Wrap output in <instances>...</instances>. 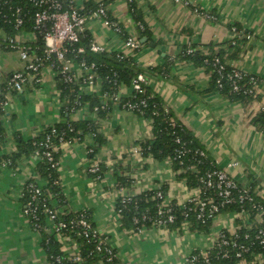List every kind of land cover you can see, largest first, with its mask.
Wrapping results in <instances>:
<instances>
[{"label":"crops","instance_id":"obj_1","mask_svg":"<svg viewBox=\"0 0 264 264\" xmlns=\"http://www.w3.org/2000/svg\"><path fill=\"white\" fill-rule=\"evenodd\" d=\"M104 1L75 0V5L81 11L87 2ZM183 1L189 5L174 0H135L131 9L127 3L115 0L105 7L127 35L139 40L140 30L133 13L142 17L140 22L147 35L140 41L147 44L133 55L139 62L136 70L143 71L150 90L174 112L218 167L264 198V132L252 121L264 109V0ZM195 7L215 16L217 21L196 14ZM236 25L252 34L244 42L239 40L231 45L232 27ZM85 35L108 53L130 54L124 38L105 26L103 19L89 21ZM23 39L29 46L37 41L30 32H25ZM190 47L202 55L220 50L226 56L238 52L236 59H228L227 63L257 77L259 94L255 99L233 100L212 88L211 72L183 58L182 51ZM24 67L18 52H0V92L5 90L12 73ZM73 69L78 79L84 73L77 64ZM39 80L38 84L29 82L20 93L7 94L10 106L2 120L5 134L0 144V264H52L43 246L45 236L57 243L66 256H74L81 248L68 236L59 240L52 223L45 218L43 231H36L23 214L26 184L35 180L43 188L47 185L38 174L36 157L22 156L12 166L3 165L18 153L19 141H31L46 128L64 120L65 102L55 71L44 68ZM130 90V87L122 88L121 95L129 96ZM94 92L97 91L88 87L80 90L83 95ZM70 119L96 122L105 142L95 158L87 154V146L94 143L89 135L81 142L61 145L59 176L65 202L60 204L54 198L51 206L57 210L67 207L71 212L86 211L93 225L115 249L119 264H188L187 259L194 252L214 245L219 232L229 233L249 225L246 217L223 212L207 229L190 224L170 230L148 227L142 233H134L124 227L117 213L121 196L119 179L133 181L126 188V193L133 195L166 187V193L175 203L185 199L186 184L177 179L170 158L158 160L151 155L133 154L134 147L153 139L150 121L138 114L115 106L103 118L86 103ZM94 159L105 169L101 180L88 172ZM233 163L235 167L230 166ZM256 220L260 219L256 217ZM251 264H264V258L256 256Z\"/></svg>","mask_w":264,"mask_h":264},{"label":"built area","instance_id":"obj_2","mask_svg":"<svg viewBox=\"0 0 264 264\" xmlns=\"http://www.w3.org/2000/svg\"><path fill=\"white\" fill-rule=\"evenodd\" d=\"M132 5L135 0H119ZM176 3H183L189 5L188 2L183 0H174ZM23 2L25 6L17 4ZM17 4V5H15ZM28 9L30 15L24 14L23 11ZM26 11V10H25ZM194 12L204 17L205 19L217 21V18L208 12L202 11L200 8L195 7ZM24 15V17L21 16ZM103 19L104 25L111 28L115 33L124 37L125 46L130 54L118 53L120 59L134 58V54L139 49V41L131 35H126L119 22L112 19L105 6H100L95 10L89 11L87 14H82L80 9L75 5V0H0V19L7 25H12L16 29H19L29 23L31 25V32L35 39L36 35H39L44 43V50L38 51L32 49L31 46L27 45L23 39V35L11 37L10 35L2 36L1 44L5 45V48L9 51H16L19 53L21 60L25 63V67L22 71L12 73L7 81L6 89L10 92H22L27 84L31 81L39 83V76L42 70L46 67L52 68L58 79L63 83H81L82 88H90L92 90L99 91L101 88V80L96 75V65L94 63L88 64L81 62L80 64L74 63L68 58L70 52L69 47L75 46L80 43L81 37L86 32L87 23L94 19ZM139 27L144 30V26L138 23ZM235 31V29H233ZM1 37V35H0ZM90 51L93 53H104L107 50L99 45L96 41L92 40L90 44ZM193 50L190 48L188 53H192ZM78 54H84L85 48L79 46L77 48ZM134 63L139 65V62L134 58ZM78 65L83 70V75L78 79L74 74V65ZM228 63H222L220 59H216L214 67L216 69L218 79L217 83L222 88V81L227 77L231 83V89L233 92H242L245 95L257 96L259 94V80L257 77L245 74L243 71L232 66V71L225 75L226 67ZM148 85V80L144 73H139L137 77L132 81L131 94L129 97H135L144 92L143 86ZM105 99L108 97L105 96ZM110 99L113 101V106H120L122 99L121 92L114 93ZM81 107V103L77 104ZM145 102L142 101L140 104L125 103L123 110L132 113L143 112ZM10 106V100L8 96L0 101V107L5 111ZM108 110V106H104L103 109ZM98 110L95 108V111ZM72 113L76 114L75 108ZM93 139V136H91ZM62 141V140H61ZM180 143V139H177ZM69 144V143H65ZM43 149L42 156L53 168H60V161L56 160L53 152L54 148L49 144V138L41 144ZM94 152L93 144L87 146V154L89 156ZM184 151H179L182 156ZM133 154L138 157H144L143 150L140 147H134ZM39 156V152L36 153ZM204 157L205 153L201 152ZM10 162H5L3 165L6 166ZM235 167L236 163L230 165ZM90 175L95 176L96 180H100L102 177V163L97 159H94L91 166L88 168ZM58 183V182H57ZM200 184L196 188L186 187V196L183 202L173 204V200L170 199L169 194L164 193L158 188L153 196L154 200H159L160 203L157 205L155 215H148L143 213L140 217H135L134 224L140 225L134 231L136 233H142L146 228L147 224H150L152 229H168L170 225L174 224L177 217L175 215L174 205L179 207L181 210H185L184 218L189 217V212L195 211L196 218L202 223L213 222L216 217L221 214V209L226 206H239V212H236L238 217L249 218L248 210L245 208V202L256 207L254 198L251 195L250 187L242 185L237 182L233 177L230 176L227 170L218 168L206 173L200 179ZM43 187H41L35 180L29 181L24 187V192L29 196V201L24 205L23 214L26 219L31 223L32 227L36 231L42 229V217L45 216L49 222L52 223V229L59 240L62 241L67 238L65 231L75 233L77 236H83L92 240H97V252L103 254L106 257L108 263L118 258L115 249L108 242L107 237L94 227L89 219L86 218V211H81L77 219L65 221L60 219L59 215L64 213L65 208H59L58 210L50 205L51 196H43ZM121 196L118 200L121 208H118L117 213L121 215L123 210H126L129 205L134 206L137 210V203L135 200L136 195L126 193V188H119ZM151 191V190H150ZM41 214V215H40ZM261 221L263 217H257ZM188 220L182 223V227L189 226ZM242 226L236 228L232 232H219L216 237L214 245L207 250H201L194 252L188 259V264H199L202 260L204 264H210V252L213 248H222L230 245L227 234L233 241V247H238L237 239L239 238V231ZM71 238V236H68ZM245 239H249V234H246ZM256 240L259 244L264 247V226L258 229L256 233ZM76 241L73 237L71 238ZM247 252L248 248L244 246L239 247L236 257H241V252ZM67 260L72 263L81 264L83 259L80 252H77L74 256H66ZM222 257H228L227 253H224ZM57 262L61 261V258L56 259Z\"/></svg>","mask_w":264,"mask_h":264},{"label":"trees","instance_id":"obj_3","mask_svg":"<svg viewBox=\"0 0 264 264\" xmlns=\"http://www.w3.org/2000/svg\"><path fill=\"white\" fill-rule=\"evenodd\" d=\"M114 1L115 0H106L99 4L87 2L86 7L80 12L82 14H87L89 11L95 10L100 6H107L108 4ZM17 4L25 6L23 2H19ZM134 6V3L130 5L131 9H133ZM28 9L24 8L23 11L24 14H27V17L30 15L29 12L33 11V9H31L30 11H28ZM21 16L24 17L23 14H21ZM133 20L135 21L138 29L140 30L139 38L141 40L145 35H147L145 34V31H142V29L138 25V23L143 19L138 14L135 15V13H133ZM232 28L235 29V31L232 30L234 34V39H232V41L230 42L231 45L237 44L239 40L241 42H244L245 40H247V38L251 37L252 33L249 31H244L240 25H236ZM25 32H31V25L29 23L19 29H16L12 25L5 24L0 19V43L2 42V36L10 35L11 37L16 38L17 36L23 35ZM85 33L81 37V41L79 44L69 47L70 52L68 53V58L77 64H80L83 61L88 64L94 63L96 65V75L101 80L100 90L94 92L93 94L83 95L80 93L81 83L66 84L59 79V83L62 87V98L65 102L64 111L62 114L64 120L52 127L46 128L42 133L33 138L31 141H19L18 153L6 161L10 162V166H12L19 157H36V159L39 161L38 174L39 176L45 178V180L47 181L46 187L43 188V196H51V200L48 199V201L50 202L54 198L58 199L60 204H63L65 202V198L60 186L61 180L59 176V168L57 169L51 167V164H49L43 157H41L43 152L41 144L49 138V144L52 148L55 149L53 155L56 160L60 161L59 148L61 147V145H64L65 143H73L74 141L81 142L86 136H93L94 152L92 153L91 158H95L99 148H101V146L104 144L105 139L101 135L96 122L90 120L73 121L72 119H70V116L74 115L71 110L75 108L76 111H78L86 103H90L92 110L95 111V108L98 109L95 111L97 116L103 118L107 117L108 114L111 112L112 108L114 107L113 101L110 99L111 95H113L114 93L121 92V89L124 87H130L131 89L132 81L137 77L139 73L143 72L142 70H136V64L134 63V58L132 57L120 59L118 52H91L90 44L92 39L89 36L85 35ZM36 40L37 41L34 44L30 45L31 48L38 51H43L44 43L42 38L39 35H36ZM137 40L140 43L139 49L147 44L141 43L139 39ZM79 46L85 48L84 54L77 53V48ZM190 48H186L182 51L183 58L185 60L193 62L196 65L204 66L207 68L208 71L211 72L212 88L216 89L224 96L232 98L233 100H245L250 98H256V96L245 95L242 92H233L231 89V83L227 79V77H225V79L222 81V88H220L217 83L218 75L214 67L215 60L220 59L222 63H227L228 59H236V56L239 55L238 52L232 54L231 56H226L225 52L223 50H220L210 55H202L199 51L193 48H191L193 52L188 53V50ZM6 50L8 49L5 48V45L1 44L0 52ZM231 71L232 65L229 64L226 67L225 75H227ZM6 87L7 83L5 84V90H2L0 92V101L5 99V96H7V94L10 92L6 89ZM143 89L144 92L135 97L122 96L119 106L122 109L125 103L140 104L142 101L145 102L143 112H135L139 116L145 118L147 121H150V124L152 126L153 139L139 144V147L143 150V155H151L158 160L170 158L173 162V169L177 174V179L179 181H183L186 186L191 189L198 187L199 185H201V177L205 176L206 173L209 171L218 169V165L209 157V155L207 154L203 146L200 144V142L196 139V137H194V135L187 129V127L176 118L174 112L165 105V103L159 96L155 95L150 90L149 85H144ZM12 93L15 94L17 92ZM104 95L108 98L105 99ZM79 103H81V107L77 105ZM104 106H108L109 109H103ZM5 115L6 111L0 107V144L4 140L5 132L2 120L4 119ZM252 121L253 124L260 131L264 132V109L258 115H256ZM178 138L180 139V143L177 142ZM182 150L184 151V153L182 156H180L179 151ZM37 152H39V156L36 155ZM201 152L205 153L204 157L201 155ZM101 173V179H103L105 173L104 167H102ZM132 184L133 181L131 179L121 178L119 179L118 188L131 187ZM249 187L251 195L254 198L256 207L253 208L252 205L247 202H245L244 204L245 208L248 210L249 225L242 226L241 230L239 231V238L236 242L238 247H233L232 238H230L229 234H227V238L228 241H230V245L224 246L222 248H213L210 252V264H251L252 260L256 256H262L264 258V247H262L255 238L258 229L264 226V198L258 197L254 192L253 188H251V186ZM161 190L166 193V187H163ZM154 194L155 191L151 190L136 195L135 200L138 209L135 210L134 206L136 205L132 204L129 205L126 210H123L120 215L124 227H127L131 229L134 233H136L137 231L134 230L140 225L134 224L133 219L135 217H140L143 213L148 215L156 214L157 205L160 203V201L153 199ZM23 200L25 204L27 203V201H29V196L26 192H23ZM173 204H175V202H173ZM173 207L175 209V215L177 219L174 224L169 226V230L181 228L182 223L186 220L189 221L191 226L194 225V227L197 229H207L210 225V222L202 223L198 221L196 218V214L194 213L195 211L189 212V217L185 219V210H181L175 205ZM118 208H121L119 202L117 203V210ZM239 210L240 208L237 205L226 206L221 209V213H234L239 212ZM79 215L80 212H71L68 209H65L64 213L59 215V218H62L68 222L70 220L77 219ZM41 217L42 220H44L45 216L41 215ZM256 217L263 218H261V221H257ZM86 218L91 221V218L88 213H86ZM43 224L44 223H42V226ZM148 227H150V224H147V228ZM41 231H43V229H41ZM246 234H249V239L244 238ZM65 235L71 236V238L73 237L76 242L80 244V254L83 259V263L87 262L90 264H94L101 261L103 264H119L118 258L114 259L112 263H108L106 257L103 254L97 252V240H92L83 236H77L75 233H70V231L68 230L65 231ZM43 246L52 264H77L67 260L65 255L60 251L59 245H57V243H54V241L47 236H45ZM241 246L248 248V251H242L241 257H236L237 251H239V247ZM224 253H227L228 257H222ZM58 257L61 258L60 262L56 261ZM199 264L204 263L201 260Z\"/></svg>","mask_w":264,"mask_h":264},{"label":"rangeland","instance_id":"obj_4","mask_svg":"<svg viewBox=\"0 0 264 264\" xmlns=\"http://www.w3.org/2000/svg\"><path fill=\"white\" fill-rule=\"evenodd\" d=\"M8 94H12V92H9Z\"/></svg>","mask_w":264,"mask_h":264}]
</instances>
